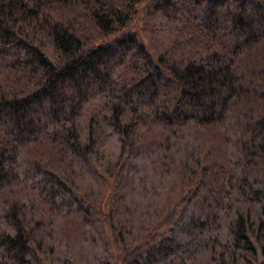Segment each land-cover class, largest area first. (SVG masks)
Segmentation results:
<instances>
[{
	"label": "trees",
	"instance_id": "16d2710c",
	"mask_svg": "<svg viewBox=\"0 0 264 264\" xmlns=\"http://www.w3.org/2000/svg\"><path fill=\"white\" fill-rule=\"evenodd\" d=\"M0 264H264V0H0Z\"/></svg>",
	"mask_w": 264,
	"mask_h": 264
}]
</instances>
